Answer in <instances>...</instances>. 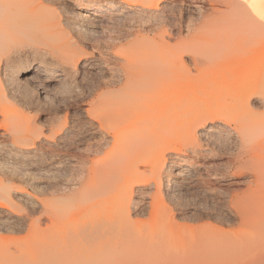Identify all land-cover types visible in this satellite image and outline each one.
Returning a JSON list of instances; mask_svg holds the SVG:
<instances>
[{
  "label": "bare ground",
  "instance_id": "6f19581e",
  "mask_svg": "<svg viewBox=\"0 0 264 264\" xmlns=\"http://www.w3.org/2000/svg\"><path fill=\"white\" fill-rule=\"evenodd\" d=\"M228 6L264 33V0H228ZM55 22L51 14H0V217L15 214L26 225L28 237L38 240L40 264H215L229 255L264 254V217L252 221L249 211H237L240 236L219 233L197 204L196 227L181 230L175 218L178 192L216 195L228 206V186L243 184L228 175H186L184 166L165 177L168 161L191 168L205 155L194 135L198 118L178 109L196 82L179 70L178 51L168 65L150 70L133 58L87 60ZM101 63L115 73L84 86L77 81L79 67L86 75V67L92 72ZM65 104L79 113L51 111ZM43 108L48 118L42 126L36 119L38 127L29 113ZM175 142L184 153L169 145ZM63 164L71 170L61 180H42L34 171ZM163 180L173 189L168 198ZM239 192L232 189L233 196ZM22 201L27 211L16 213ZM146 205V219H134L131 209Z\"/></svg>",
  "mask_w": 264,
  "mask_h": 264
},
{
  "label": "rangeland",
  "instance_id": "374dc122",
  "mask_svg": "<svg viewBox=\"0 0 264 264\" xmlns=\"http://www.w3.org/2000/svg\"><path fill=\"white\" fill-rule=\"evenodd\" d=\"M79 6L88 10H81ZM0 14L53 15L59 22H55L57 31L65 32L66 37L78 42L84 48L86 55H83L87 60L98 55L108 61L117 57L133 58L143 70H150L155 66L168 65L173 53L178 51L176 61L179 70L196 79L191 95L178 99V109L187 118L192 115L198 118L194 135L205 155L199 157L191 168L183 162L173 164L168 161L165 177L184 166L186 170L182 172L186 175L200 172L205 174L202 176L228 175L229 180L243 181V184L228 186L231 192L227 198L233 200L228 206L216 195L204 193L207 197H202V193L199 195L194 190L178 192V211L174 213L181 230L198 225L192 216L197 205L206 215L210 214L211 224L219 233L227 236L241 234L237 211H249L252 221L264 217V33L249 28L240 14H232L228 0H0ZM72 14H88L94 19L76 18ZM84 56L81 58L86 60ZM109 65L101 63V70H91L93 73L86 67V75H82L83 68L79 67L77 81L84 86L96 77H109L115 73L109 71L112 70ZM200 68L204 71L201 72ZM65 105L56 106L51 111H61L62 115L66 111L69 115L79 113ZM48 112V108H43L40 113L29 114L34 115L35 124L41 127L48 118ZM209 126L215 129L207 131ZM169 142L174 143L173 136ZM172 143L169 145L185 152L184 144ZM75 168L72 167L77 170ZM45 169L49 168L34 170L36 175L42 174V180L46 177L61 180L71 170L66 164L58 171L49 169L48 174ZM26 188L33 191L29 186ZM232 189L240 191L239 194L233 196ZM171 190L172 186L163 180L164 195H169ZM139 197V194H134V199ZM165 201L171 205L168 199ZM17 203L16 213L27 211L23 201ZM137 209H131L132 217L138 221L146 219L147 205ZM11 215L0 217V264H40L38 240L28 237L26 225L15 214ZM252 261L264 264V254L229 255L215 264Z\"/></svg>",
  "mask_w": 264,
  "mask_h": 264
}]
</instances>
